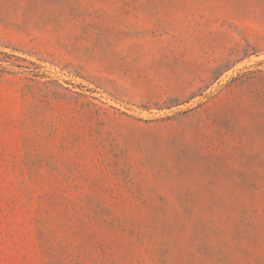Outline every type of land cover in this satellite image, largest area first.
<instances>
[{
    "label": "rangeland",
    "instance_id": "obj_1",
    "mask_svg": "<svg viewBox=\"0 0 264 264\" xmlns=\"http://www.w3.org/2000/svg\"><path fill=\"white\" fill-rule=\"evenodd\" d=\"M0 264H264V0H0Z\"/></svg>",
    "mask_w": 264,
    "mask_h": 264
}]
</instances>
